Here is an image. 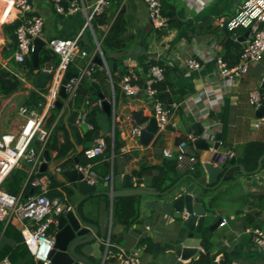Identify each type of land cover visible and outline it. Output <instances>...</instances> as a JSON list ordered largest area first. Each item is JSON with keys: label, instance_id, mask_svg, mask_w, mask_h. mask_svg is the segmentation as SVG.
I'll list each match as a JSON object with an SVG mask.
<instances>
[{"label": "crops", "instance_id": "obj_1", "mask_svg": "<svg viewBox=\"0 0 264 264\" xmlns=\"http://www.w3.org/2000/svg\"><path fill=\"white\" fill-rule=\"evenodd\" d=\"M0 1L5 3L0 7V64L16 73L23 81L16 92L8 96H0V122L4 133H17L23 122L18 113L19 107L31 104L40 110L45 106V98L32 88V85H35V75L30 76L28 71L23 69L24 65L14 59L15 25L20 22V13L15 7L8 11V2L12 0ZM31 1L36 14L44 18V28L40 36L43 40L48 41L53 37L74 38L83 30L86 22L83 12L65 16L55 11L51 0ZM81 1L87 7H91L95 0ZM169 1L176 8L177 16L183 24L180 28L167 30L166 33L161 34L154 29L145 0H113L109 7V13L113 14L112 21L122 10L128 38L104 53L102 43L111 23L101 25L98 31L95 28L94 31L86 29L83 33L86 42L84 47L90 48L92 55L76 57L73 61L75 67L79 69L97 55L100 48L106 58L110 55L114 61L124 65L123 71L109 73L106 69L109 74L106 81L93 80L99 87L97 89L93 85L99 91V99L102 93L113 103L111 116L104 109V114L99 115L101 128L98 138L109 137L114 140L117 134L120 143L116 153L113 151L112 142L110 154L104 152L91 161L93 169L103 176H111L109 182H105L104 179L100 181L98 190L121 191L124 189V174H130L134 177L136 188L159 192L158 194H119L113 199L101 195L100 233L98 243L93 247L101 250L106 259L104 264H119L115 255L119 248L131 251L140 247L141 264H190L200 258L205 251L204 245L200 248L201 254L198 258L184 260L177 254L176 246L186 232L184 219L187 213L177 216L170 202L171 196L180 193V188L173 192H164L158 188L161 181L156 177L162 168L165 169L169 160L164 156V151L175 150L181 139L189 134L194 135L192 123L201 122L208 132L211 146L213 147L215 142V135L220 133L222 140L218 151L220 153L231 151L233 154L223 164L224 168L214 163L215 167L220 169L214 172L212 182L208 183L205 165L212 162L215 150L212 148L199 150L193 143L199 156V165L195 172L178 171L183 174L179 180H183L180 186L187 187L193 183L194 181L188 177L193 174L211 187L209 193L213 196L214 203L206 204V208L208 212H213L214 216L208 217L204 230L211 237V253L222 251L216 257L219 258L218 264L224 262L264 264V251L255 244L252 236V230L257 228L264 230V159L260 171L255 172L259 159L264 155L262 146L264 120L256 114L258 106L251 104L249 100L250 94L261 89L264 82V56L260 61L253 63L245 74L234 78L223 77L217 64V58L223 57L227 52L226 43L237 41L243 48V37L247 30L239 28L235 31H225L223 26L224 22L239 10L244 0ZM45 46L48 47L47 44ZM191 58L200 62L199 68L188 67L187 62ZM230 59L233 57L231 56ZM154 62L167 70L166 80L169 90L178 91L182 99L178 101L180 108L173 119L175 126L169 125L165 130L159 131L149 144H145L140 133L133 134L132 130L138 125L145 127L154 117V99L148 96L145 89L133 96L126 95L122 89V80L129 72H136L145 83ZM49 68L46 65L42 69ZM114 82L120 87L118 93ZM33 94L41 99L40 102H36L35 97H32ZM57 100L62 102V106L58 107L55 104L54 108L47 111L46 123L48 124L51 117L54 118L50 126L52 128L50 141L57 147L69 142L71 147L65 158H58L56 149L45 148L51 151L53 162L56 160L63 162L78 155L79 163H83L84 151L79 155L77 149L92 146L97 138L94 141H86L84 136L89 129L86 124H82L80 126L82 144H76L69 119L73 111H81L86 104L84 103L80 109L68 104L67 99L60 96V88ZM136 113L146 117V122L138 124ZM257 122L260 124L259 127L255 125ZM224 123H227L225 132ZM233 155L248 156L243 163V170L238 161L234 164L229 162ZM255 159L257 167L253 168ZM53 162L50 164L51 169ZM76 164L72 159L57 168V176L52 178V195L65 194L70 199L59 178L62 170L76 167ZM28 165L22 162L18 167L26 172L24 187L30 180L31 166L29 168ZM233 167L237 168L230 178L228 172ZM141 171L143 174L140 176ZM115 175H119L118 188H113ZM55 180L60 184H55ZM32 192L33 188L25 198ZM129 198L130 200H127ZM124 200L128 203V219H135L130 225L122 223L120 210L116 208V203L119 205ZM223 219H226V223L220 225ZM218 221L220 222L217 224ZM11 223L20 230V221L13 219ZM4 224L6 227L7 223ZM3 235L2 232L0 259L4 258L1 256L3 248L16 245L13 239ZM90 259L94 264L101 263L96 256L91 255Z\"/></svg>", "mask_w": 264, "mask_h": 264}, {"label": "built area", "instance_id": "obj_2", "mask_svg": "<svg viewBox=\"0 0 264 264\" xmlns=\"http://www.w3.org/2000/svg\"><path fill=\"white\" fill-rule=\"evenodd\" d=\"M145 1L153 26L156 28L166 27L168 19L162 12V0ZM112 2L113 0H95L91 7H87L81 0H70L67 4L63 0H51L53 8L58 14L68 16L83 12L86 19L84 28L74 38L53 37L46 41L48 48L59 55L60 62L57 67L45 69L54 71L50 84L45 90L32 85V88L45 98V106L38 110L31 105H21L18 113L23 122L17 133H4L0 122V221L7 224L13 219L20 221L23 241L39 264H49L50 262V253L55 242L53 227L56 216L71 210L73 206L65 194L51 196L53 181L48 174L41 173L39 170L40 164L43 162L42 150L37 149L34 142L39 140L42 147L45 148L50 140L52 128L48 127L46 123L47 111L55 107L58 91L62 86L64 75L69 70V65L76 57L88 56L81 46L84 31L86 29L94 31V19L104 13ZM7 7L8 11L15 7L20 13V22L15 29L17 45L14 59L24 65L26 59L31 57L34 39L42 34L44 18L42 15L36 14L31 0H12L8 2ZM227 28L229 31L239 28L249 31L248 36L243 40L240 59L235 65L230 66L222 57L217 58L221 75L234 78L245 74L253 63L260 61L264 56V0H244L239 10L228 20ZM98 54L106 63V57L100 48ZM187 65L191 69H197L201 64L197 59L191 58ZM103 66L107 69L106 65ZM96 72L97 67L93 58L79 68L76 72L78 76L70 79L65 86L68 104L75 105L76 91L83 77H92ZM164 78V68L154 64L150 67V75L144 86L140 83V76L136 72H129L122 80V89L126 95L133 96L145 89L148 96L154 99V117L157 120L159 131L165 130L169 125L175 126L173 119L180 108V102L166 105L156 96V85ZM249 100L251 104L259 106L262 103L261 89L253 91ZM85 104L86 106L79 113L78 124L80 126L86 124L88 129H93V126L87 122V116L92 106H102V99L97 101L87 99ZM261 119L264 120V117ZM255 125L259 127L260 124L257 122ZM142 128V125H138L132 130V133L139 134ZM195 138V135L189 134L179 141L175 150L166 149L164 151L166 158L176 161V168L181 173L195 172L198 168L200 160L193 146ZM106 147L105 139L97 138L92 146L84 149V156L89 162L76 164V168L83 173L84 180L91 184H99L102 179L105 182L111 180L110 175L103 176L93 169L91 162L103 155ZM232 154L231 151L221 153L219 163L223 165ZM22 162L31 164L29 184L33 188V192L27 198H23L21 194L16 195L8 192L3 186L5 180ZM225 223L226 219H223L220 225ZM252 236L255 244L264 251V230L259 228L252 230ZM107 245L109 246V243ZM141 252L140 247L131 251L119 248L115 255L119 264H141ZM216 262L218 264L219 258L216 259ZM0 264L14 263L9 257H4L0 259Z\"/></svg>", "mask_w": 264, "mask_h": 264}, {"label": "water", "instance_id": "obj_3", "mask_svg": "<svg viewBox=\"0 0 264 264\" xmlns=\"http://www.w3.org/2000/svg\"><path fill=\"white\" fill-rule=\"evenodd\" d=\"M227 19L224 22L223 29L228 31ZM249 31L247 30L243 40L247 37ZM46 41L41 37H36L33 41V51L31 54L32 65L35 68V85L39 89H46L50 80L54 74V71H48L45 69H39V55L41 50L45 47ZM87 54L92 55V51L88 47L83 48ZM93 62L96 65L103 66L106 65L109 72H116L117 70L123 71V63H118L113 60V57L109 55L106 58V63L100 54L93 57ZM78 74L71 70H68L64 75L62 86L60 88V96L63 98L67 97L66 84L70 79L77 77ZM97 89H99L98 84L94 81L92 83ZM262 91V103L258 106L256 114L259 118L264 117V82L261 85ZM100 98L102 99V106L104 111L111 116L113 114V103L106 99L105 96L100 93ZM35 102V101H34ZM58 107L62 106L60 100L56 101ZM80 111H73L72 117L69 119L70 128L74 135V140L76 144H82V136L80 125L78 124V117ZM194 127V135L196 136L194 140V145L199 150H210L211 148L215 150V155L211 163H206V173L208 174V183L212 182L213 174L216 170L224 168V165L219 164V158L221 153L218 151L222 137L220 133H217L214 137L213 147L211 146V141L208 137V132L205 126L201 122L192 123ZM159 127L155 117L151 118L149 123L143 127L140 131V136L145 144H149L154 137L158 134ZM37 149L42 150L43 162L40 164L39 170L41 173H48L51 178L57 176V168L63 166L73 159L75 163H79L80 159L77 156H73L70 160L59 162L58 160L53 162L52 153L48 148H43L39 140L34 142ZM83 146L80 150L77 149V154H81L84 151ZM248 156H232L229 160L230 163L239 162L240 168L243 170V163L246 162ZM264 155L259 159V165L257 170L258 173L262 166V161ZM53 162L52 169L50 164ZM214 163H218L219 167H215ZM29 168L31 166L28 163ZM12 173L9 175L11 176ZM190 177L194 182L187 187H181L183 180L176 183L170 190V192L175 191L180 188V193L171 196L170 202L177 216H182L184 212L187 213L184 219V227L186 232L184 236L180 239L176 246V252L182 257V259L198 258L201 254L200 248L203 245L205 230L204 226L208 220V217L214 216L213 212H208L206 204H213L214 198L209 193L211 187L205 182L201 181L198 176L190 174ZM133 176L130 174H124L123 176V190H110V191H100L98 190V184H91L90 182L84 180V175L76 167H67L61 172L60 183L63 185L67 191L70 202L73 206L71 210L60 213L56 216L55 226L53 228L54 234V247L50 253L49 264H94L90 259V256H96L101 262L105 263V258L102 255L100 249H94V244L98 243L99 239V223L101 216V195L114 198L119 194L123 195H133V194H158L157 191L146 190L136 188L134 185ZM119 175H115L113 179V188L119 187ZM119 192V193H118ZM220 221L217 222V224ZM221 250H217L211 254L212 264H217L216 257L221 254Z\"/></svg>", "mask_w": 264, "mask_h": 264}, {"label": "trees", "instance_id": "obj_4", "mask_svg": "<svg viewBox=\"0 0 264 264\" xmlns=\"http://www.w3.org/2000/svg\"><path fill=\"white\" fill-rule=\"evenodd\" d=\"M65 4H67L70 0H63ZM162 12L163 15L168 19L167 20V26L163 28H156L154 29L158 31L161 34H164L167 32V30L180 28L182 26V21L177 16V10L172 5V3L169 0H162ZM106 9L104 13L96 16V18L93 21L94 28L96 31H98L99 25H107L111 23L110 29L106 34V37L102 43V48L104 53L109 51L110 49L116 47L117 45L121 44L124 40L128 38V35L126 34V25H125V18L124 13L122 10H120L115 17V19L112 21L113 14L109 13ZM19 23L15 25V29L18 26ZM15 37V45H17V39ZM86 45L85 39H82L81 46L84 47ZM227 52L222 57L230 66L235 65L239 59L240 55L242 53V46L237 41H231L229 43H226ZM233 57V59H230V57ZM60 62V57L57 53L52 51L48 47H44L39 55V69H42L46 65L51 67H57ZM156 64V62L153 63V65ZM159 65V64H158ZM161 66V65H160ZM97 72L92 76L88 77L85 76L81 80L75 96V105L74 107L77 109H80L81 106L86 102L87 99H90L91 101H96L99 99V91L96 90V88L93 86L92 82L93 80L103 82L108 80L109 74L104 66L96 65ZM164 68V67H163ZM23 69L27 70L30 76H34L35 68L32 65L31 57L27 58ZM69 69L73 72H78V68L75 67L74 63L72 62L69 65ZM165 72V78L161 82H159L156 85L157 93L156 96L164 102L166 105H169L173 102H178L182 99V96L179 95L178 91L174 92L172 90H169V84L166 80L167 70L164 69ZM22 79L13 71L7 69L6 67L2 66L0 64V96H8L12 93L16 92L21 86H22ZM140 83L144 86L143 80L140 78ZM115 90L118 93L120 90V87L114 82ZM35 94H33L32 97ZM36 102H40L41 99L35 97ZM31 105V104H27ZM34 106V105H31ZM103 113V108L99 105H94L90 108V111L87 116V122L93 126V129H89L85 133V140L86 141H94L99 136V129L101 128L99 123V115ZM104 114V113H103ZM135 118L138 124H143L146 122L147 118L143 115L136 113ZM54 118L51 117L48 121L47 126L50 127L53 124ZM227 128V123H224V132ZM52 136V135H51ZM51 140V139H50ZM48 141L46 147L51 149L57 150V156L58 158H65L67 155V152L69 151L71 144L69 142H65L61 145V147H57L56 145H52L51 141ZM106 141V150L105 152L107 154L111 153V147L113 142V151L114 153L117 152V150L120 147V143L118 140V135H115L114 140H112L109 137L105 138ZM264 147V144L262 145ZM84 153V152H83ZM89 160L86 158L83 160V163H87ZM264 166V161H263ZM257 167V162L255 159V163L253 168ZM237 167H233L228 173V177H232L233 173L236 171ZM143 174V171L140 172V176ZM26 177V172L24 169L16 168L12 175L8 177L3 186L4 188L13 194L16 195H22L23 198L26 197V195L29 194L31 188L28 184L26 187L23 185L24 178ZM183 177V174H180L176 168V161L174 159H169L167 161V165L165 166V169L162 168L160 174L156 177V179H159L161 182L158 185V188L164 192H170L171 188L176 185V183ZM55 184H60L58 180H55ZM165 184V185H163ZM55 194H51V196H55ZM127 200H130L127 199ZM116 208L120 210L121 220L122 223L126 225H130L132 222L135 221L129 220L128 216V203H126V200L122 201L119 205L116 203ZM138 216V215H137ZM4 233V237H8L10 239H13L16 242L15 246H7L3 248V253L1 254L2 257L8 256L14 264H39L35 261L33 255L31 254L30 250L28 249L27 245L24 243L22 235L20 230L13 225L11 222L7 224L5 227L4 222L0 221V234ZM203 245L205 248V251L202 253L200 258L198 260H195L191 262L190 264H212V258H211V250L212 247V241L211 237L208 234V232H205ZM226 264V262H224Z\"/></svg>", "mask_w": 264, "mask_h": 264}, {"label": "rangeland", "instance_id": "obj_5", "mask_svg": "<svg viewBox=\"0 0 264 264\" xmlns=\"http://www.w3.org/2000/svg\"><path fill=\"white\" fill-rule=\"evenodd\" d=\"M4 2L3 1H0V7H3L4 6ZM1 19V18H0Z\"/></svg>", "mask_w": 264, "mask_h": 264}]
</instances>
